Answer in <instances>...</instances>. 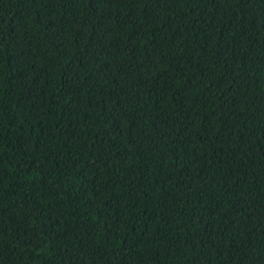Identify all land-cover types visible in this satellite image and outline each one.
Returning <instances> with one entry per match:
<instances>
[{
    "label": "trees",
    "instance_id": "1",
    "mask_svg": "<svg viewBox=\"0 0 264 264\" xmlns=\"http://www.w3.org/2000/svg\"><path fill=\"white\" fill-rule=\"evenodd\" d=\"M0 264H264V0H0Z\"/></svg>",
    "mask_w": 264,
    "mask_h": 264
}]
</instances>
